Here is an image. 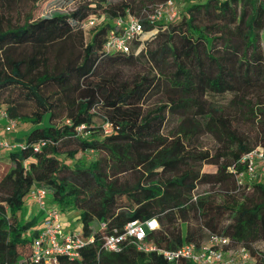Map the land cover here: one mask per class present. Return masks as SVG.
I'll return each mask as SVG.
<instances>
[{
    "label": "trees",
    "instance_id": "16d2710c",
    "mask_svg": "<svg viewBox=\"0 0 264 264\" xmlns=\"http://www.w3.org/2000/svg\"><path fill=\"white\" fill-rule=\"evenodd\" d=\"M30 1L41 15L19 22L11 12L20 0H0V108L29 124L8 137L20 146H0V264H46L32 244L42 211L22 210L33 187L60 213L77 212L84 239L78 257L50 264H193L157 249L198 246L205 232L264 264L253 245L264 241V180L237 179L240 157L264 148V0H180L178 19L153 23L144 10L166 0H74L47 13L52 0ZM127 12L143 32L128 52L106 51ZM91 16L99 20L85 39ZM149 218L157 249L132 238L103 248L105 235Z\"/></svg>",
    "mask_w": 264,
    "mask_h": 264
},
{
    "label": "built area",
    "instance_id": "2783aa9c",
    "mask_svg": "<svg viewBox=\"0 0 264 264\" xmlns=\"http://www.w3.org/2000/svg\"><path fill=\"white\" fill-rule=\"evenodd\" d=\"M177 13L173 0H166L154 6L151 10H144V17L149 23L158 20H172ZM96 21L94 16L88 20L89 25ZM113 28L107 33L104 42L106 51L128 52L132 41L143 32V24L139 16L127 12L124 16L113 21ZM16 120L9 117L5 110L0 108V133L5 135L14 130ZM107 126V125H106ZM0 146H20L5 136L0 135ZM244 171L237 175L238 182L243 176L249 178L257 173H264V148L256 146L240 157ZM27 201L34 203L42 211V220L38 232L33 239V256L46 264L53 262L59 255L78 257V248L84 239L76 231H67L61 220V213L56 206L47 202V192L43 187H33L28 191ZM158 227L155 218L145 220H130L125 223L122 231L110 233L103 238V248L107 251H117L127 238H132L136 247L141 250L157 249L152 241L146 239L147 230ZM227 236L208 234L198 246L193 242H186L175 249H157L170 261L186 259L193 264H253L254 258L244 246H229Z\"/></svg>",
    "mask_w": 264,
    "mask_h": 264
},
{
    "label": "rangeland",
    "instance_id": "374dc122",
    "mask_svg": "<svg viewBox=\"0 0 264 264\" xmlns=\"http://www.w3.org/2000/svg\"><path fill=\"white\" fill-rule=\"evenodd\" d=\"M42 3V5H44V3L46 2V0H41L40 1ZM164 1H159L157 4L154 3V5L150 6L151 8H153L154 6L163 3ZM58 4L57 6L54 7V4ZM77 4V1L74 0H52V3L48 6H45L43 11L44 13L53 11V10H59V11H69L71 9H73L75 7V5ZM174 4L177 7V13L175 14V16H173L172 20H176L178 19V15L179 13L182 11V2L180 0H175ZM33 13V18L39 17L42 13V6H40L39 8L36 9H32V1L30 0H20L19 5L17 6V9H13V11L11 12V18L13 21H19L22 22V20L24 19L25 15H27L28 13ZM99 11V10H98ZM99 20V18H97ZM96 20V21H98ZM82 29H83V36L86 39L88 37V30L90 29V25L88 23H83L82 25ZM148 35H146L145 39H148ZM262 43H264V34H262ZM95 121L97 123L100 122V117L96 116L95 117ZM29 127V124L26 122H20L18 123L17 126H15L14 130L11 131L10 133H6L5 137L8 138V136L12 137L14 135H21L23 133V131H25L27 128ZM243 129L245 131L248 132H253L254 127L252 125L249 124H244L242 125ZM210 140V139H209ZM207 143H208V139H207ZM7 165V158L5 156V150H1L0 149V171ZM203 170L205 171H212L214 169V166L210 165V164H204L203 165ZM259 180L262 179L264 180V173H257L256 176L252 177L251 180ZM240 187H242L240 185ZM208 189L207 186H202L200 187V189ZM248 189V188H247ZM249 191V190H248ZM28 201L26 200L25 203H27ZM31 203V202H29ZM31 206V205H30ZM27 209V205L24 204L23 205V212H25ZM30 209H34V213L38 214L39 212V208L36 204L33 203V206ZM37 211V212H36ZM75 211L74 210H69L67 212H65L63 218L66 219V221L69 223L68 228H70L72 231H77L80 228V222L75 218L74 215ZM38 216H40L38 214ZM61 220H63L61 218ZM208 233L205 232L204 234V240L207 238ZM254 247L258 248V249H262L264 250V241L262 240H256L253 242Z\"/></svg>",
    "mask_w": 264,
    "mask_h": 264
},
{
    "label": "crops",
    "instance_id": "0c3cea01",
    "mask_svg": "<svg viewBox=\"0 0 264 264\" xmlns=\"http://www.w3.org/2000/svg\"><path fill=\"white\" fill-rule=\"evenodd\" d=\"M0 135L1 136H5V135H3V134H1L0 133ZM9 137V136H8ZM11 137V136H10ZM13 137V136H12ZM214 170V169H213ZM212 170V171H213ZM26 205H27V209H26V211H25V214L26 215H33V214H35L34 213V209L32 210V209H30L32 206H33V203H29V202H27L26 203ZM31 205V206H30ZM75 211V210H74ZM37 212V211H36ZM64 214H65V212L64 213H61V218L63 219L62 221H63V224H64V228H65V230H67V231H72L70 228H68V225H69V223L66 221V219L65 218H63V216H64ZM40 215V214H39ZM74 215H75V218H76V215H77V212L75 211V213H74ZM41 217H42V215H40L39 216V219L41 220ZM40 226V222H39V224H38V227ZM204 240V239H203ZM206 240V239H205Z\"/></svg>",
    "mask_w": 264,
    "mask_h": 264
}]
</instances>
